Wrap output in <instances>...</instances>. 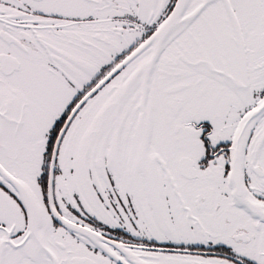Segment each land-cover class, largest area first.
<instances>
[{"label": "snow or ice", "instance_id": "snow-or-ice-1", "mask_svg": "<svg viewBox=\"0 0 264 264\" xmlns=\"http://www.w3.org/2000/svg\"><path fill=\"white\" fill-rule=\"evenodd\" d=\"M0 264H264V0H0Z\"/></svg>", "mask_w": 264, "mask_h": 264}]
</instances>
